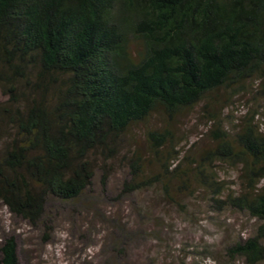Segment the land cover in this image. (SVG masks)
<instances>
[{
	"label": "trees",
	"instance_id": "trees-1",
	"mask_svg": "<svg viewBox=\"0 0 264 264\" xmlns=\"http://www.w3.org/2000/svg\"><path fill=\"white\" fill-rule=\"evenodd\" d=\"M0 89V202L11 215L52 231L58 206L81 202L88 211L96 168L104 187L124 135L156 116L145 140L167 161L153 174L132 152L120 192L157 183L168 192L178 177L186 189L183 175L194 176L216 210L263 222L225 247L227 261L264 260V130L254 111L230 132L223 109H213L254 89L264 97V0H0ZM195 107L215 142L189 173L172 167V127ZM214 162L239 169V191L225 193ZM113 225L110 250L120 259L129 230ZM0 264H20L13 235L1 243Z\"/></svg>",
	"mask_w": 264,
	"mask_h": 264
},
{
	"label": "rangeland",
	"instance_id": "rangeland-1",
	"mask_svg": "<svg viewBox=\"0 0 264 264\" xmlns=\"http://www.w3.org/2000/svg\"><path fill=\"white\" fill-rule=\"evenodd\" d=\"M6 99L0 89V103ZM213 109H223L224 128L230 132L254 111L264 130V97L260 89L227 96ZM160 123L161 119L155 116L149 123L132 127L123 137L119 155L111 161L113 170L108 174L105 188L99 183L102 172L96 168L93 193L97 192L98 197L94 201L89 199L91 204L83 200L91 205L88 211L79 201L58 206L50 212L54 219L52 231L11 215L0 202V246L5 237L15 236L20 264H245L241 258L227 261L224 249L236 240L249 237L263 222L236 209L216 210L209 193L194 176L183 175L186 189L179 188L183 179L178 177L168 192L159 183L133 194L120 192L122 183L129 179L127 165L132 152L137 150L151 162L144 165L153 174L162 170L161 163L167 160L158 161L145 140L147 128ZM173 123L172 146L179 157L171 163L172 167L180 165V169L188 168L186 171L190 173L203 151L215 142L211 136L212 124L201 107L184 111ZM169 151V145L163 146L162 154L168 155ZM185 157L190 160L180 161ZM214 163L220 170V181L226 186L225 193L227 189L239 191V169L225 162ZM102 190L108 194L106 197L116 201L108 204L100 193ZM113 224H126L129 230L126 252L120 259L110 250ZM139 227L145 232L138 231ZM259 264H264V260Z\"/></svg>",
	"mask_w": 264,
	"mask_h": 264
}]
</instances>
